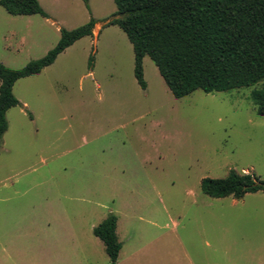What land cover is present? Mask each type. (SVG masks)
<instances>
[{"label": "rangeland", "instance_id": "1", "mask_svg": "<svg viewBox=\"0 0 264 264\" xmlns=\"http://www.w3.org/2000/svg\"><path fill=\"white\" fill-rule=\"evenodd\" d=\"M46 17L0 7V62L20 69L93 17L85 36L18 79L0 142V264H110L92 230L116 216V264H264V190L211 198L203 178L264 180L259 87L175 98L134 54L113 0H37ZM93 55L91 68L89 56Z\"/></svg>", "mask_w": 264, "mask_h": 264}, {"label": "trees", "instance_id": "2", "mask_svg": "<svg viewBox=\"0 0 264 264\" xmlns=\"http://www.w3.org/2000/svg\"><path fill=\"white\" fill-rule=\"evenodd\" d=\"M87 5V0H83ZM116 11L104 26L117 25L132 45L133 74L146 88L142 61L148 56L175 98L195 90L224 92L241 87L258 88L249 98L264 116V0H113ZM10 15L46 17L37 0H0ZM96 20L71 30L60 29L56 45L43 57L20 69L0 62V142L7 130L6 111L19 104L12 93L21 78L40 73L75 41L91 36ZM93 55L89 56L91 68ZM200 190L211 198L264 190V180L253 173L230 170L224 178H203ZM116 216L109 214L92 230L104 245L110 264H116L121 244Z\"/></svg>", "mask_w": 264, "mask_h": 264}, {"label": "crops", "instance_id": "3", "mask_svg": "<svg viewBox=\"0 0 264 264\" xmlns=\"http://www.w3.org/2000/svg\"><path fill=\"white\" fill-rule=\"evenodd\" d=\"M121 249V248H120ZM120 251V250H119ZM118 254H119V252H118ZM117 258H118V256H117ZM116 262H117V260H116Z\"/></svg>", "mask_w": 264, "mask_h": 264}]
</instances>
